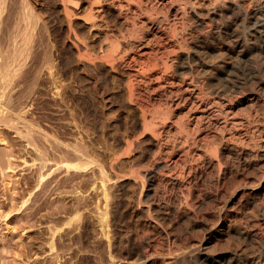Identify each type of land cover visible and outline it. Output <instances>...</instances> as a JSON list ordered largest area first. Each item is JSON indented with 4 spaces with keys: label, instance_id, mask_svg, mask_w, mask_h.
Wrapping results in <instances>:
<instances>
[{
    "label": "bare ground",
    "instance_id": "obj_1",
    "mask_svg": "<svg viewBox=\"0 0 264 264\" xmlns=\"http://www.w3.org/2000/svg\"><path fill=\"white\" fill-rule=\"evenodd\" d=\"M169 1L49 0L53 7H62L68 24L72 15L69 8L78 11L88 30L86 39L90 40L83 41L78 61L93 67L100 64L110 75L98 73L101 83L97 85L98 82H89L95 78V74L90 75L92 67L90 74L85 70L84 77L77 74L84 97L71 95L70 102L76 103L78 110L67 105L69 100L57 99L60 91L54 71L55 76L50 75L48 80L55 89L53 102L59 109L56 118H48L49 137L37 134L31 124L13 125L15 129L20 128L18 124L22 126L20 133L34 147L40 161H52L67 172L64 180L52 178L55 184L51 186L52 198L49 196L52 224L48 228V244L54 264H92L85 257L86 252L93 253L95 264H264V149L252 148L263 139L264 131V91L258 90L264 86V0H207L214 4L212 10L213 6L206 7L201 1L203 5L194 7L197 0H177L182 12L172 19L160 8ZM171 1L168 4L176 0ZM188 5L193 6L191 14L199 23L206 17H221L223 10L228 14L201 32L178 62L170 61L168 55L175 51L173 46L185 42L181 31L187 22L184 10ZM37 6L36 0H0L3 102L10 91L29 82L32 75L34 85L37 73L52 67L46 37L48 23ZM10 26L12 29L5 36V29ZM188 35L192 37L193 32ZM214 37L228 42L223 57L218 59L212 53L216 61L209 59L210 41ZM36 53L34 65L32 56ZM231 70L242 72L241 90L254 80L256 85L259 83L250 99L235 98L240 106L246 103L253 108L256 104L253 114L248 111L243 117L244 111L242 117L235 118L224 102L238 97L235 94L238 91L242 93L236 82L217 90L211 88L213 71L231 74ZM108 94H112L110 103L117 105V111L128 112L135 118L134 125L140 126V133L134 137L150 138L145 155H130L134 142L131 138H124V146L120 147V142L110 141H116V131L104 132L106 124L97 118L96 108L101 102L104 112L107 104L103 99ZM28 102L22 101V108L29 106ZM106 108L110 112L111 108ZM130 108L135 111H129ZM79 111L94 118L82 123L81 117H77ZM31 119L35 124L40 121ZM9 120L3 115L0 118L2 122ZM218 120L214 126L218 135L223 138L224 132H228L234 141V145L221 149L219 158L214 149L202 145L208 138L202 130ZM88 131L99 132L101 138L90 137ZM237 144L240 149L235 148ZM124 158L131 161L128 166L124 165ZM256 167L257 173L248 176ZM234 171L241 173L243 182L236 197L231 196L234 184L227 185ZM110 174L120 182L132 178L140 184L139 190L123 191L121 201L112 207L123 220L130 212L128 199H133L136 206V219L125 226L133 234L131 247L126 251L121 244L122 232H114L118 234L115 240L111 236L112 192L107 184ZM67 194H71L70 199ZM236 202L238 207L234 208ZM205 204L211 209L208 214L204 211ZM172 219L185 222L181 232L175 233L173 225L170 226ZM124 252L134 255V260L124 261ZM66 254L69 257L62 258Z\"/></svg>",
    "mask_w": 264,
    "mask_h": 264
},
{
    "label": "rangeland",
    "instance_id": "obj_2",
    "mask_svg": "<svg viewBox=\"0 0 264 264\" xmlns=\"http://www.w3.org/2000/svg\"><path fill=\"white\" fill-rule=\"evenodd\" d=\"M197 1H195L193 3L194 7L199 6V5L201 6V4L204 2L203 4L206 5V7L210 8L211 6H213L210 8L211 10H212V8H214V4H211V2H209L207 0H197ZM200 1L202 3H199ZM175 2L178 4H176ZM36 3L38 4V6L36 8L37 11L40 13L42 18H44V20L48 23V33H47L46 37L48 38V40L50 42V52L52 54L53 60H52V67L50 69L45 68L41 72L37 73L38 75L34 81V83H35L34 85H32L33 81L31 82L32 76H33L32 75L30 77L29 82H27V83H25L19 87H16L12 91H10L9 94L7 95V97L5 98L4 102H3L4 97H2V91L0 88V118L2 115L6 116V118H10V120L7 122L0 121V264H54L50 260L52 255H51V252L49 251V244H48L50 242V239L48 240V237L50 238V236H48V235H50L49 234V232H50L49 226H50V224H52L51 221H49L50 220L49 212L51 210V201L50 200L52 198L50 191L52 189L51 186H53L55 184V181H52V178L54 177L55 180H57V179L64 180V178H66V176H67L66 175L67 172L64 171L65 169L63 166L61 168V166L59 165L60 167L57 168L58 165L55 166V164L52 161H48V162L47 161L45 162L42 160L40 161L39 158H37L38 155H36L37 152L35 151L34 147L32 148V146L29 143L27 144V141L25 140L24 136H22L23 134L20 133V130L23 129L22 128L23 124H29V125L31 124L32 127L37 132V134H42V135L44 134V135H46V137H49L50 123L48 121L49 120L48 118H51V119L56 118L58 116L57 110L59 109V108H57L56 105H54V102H53V99H54L53 98V89H54V87L51 86L50 80H48L50 78V75L52 76V74L53 75H54V73L56 74V82L58 83V84L57 83L56 84L59 86L58 88L60 91V93L57 95V99L60 100V98H65L66 102L69 100L67 102L68 104L67 103H65V104L72 106V108L75 107L78 109V105H76V103L71 105V102H70L71 95H75L79 99L84 97L82 92H81V89H80L79 81L77 80V74L80 76L82 75L81 77H84L85 73H87V72H88V74L91 73L90 75L95 74L94 75L95 78L89 80V82L91 84H93V83L95 84V82L96 83L98 82L97 83V85H98L99 83H101V81H99V79H98L100 76H96V75H98V73L99 74L100 73H108V69L104 66H101L100 64H96V66H94L96 68L94 69V67L92 65H89L88 63L80 62L81 59L77 58L78 54L80 52H82V50H83V45H82L83 41L87 42L88 40H90V38L86 39V37L89 36L88 35L89 33L86 32L88 30H87L86 26H84L83 21L80 19L79 15L77 14L78 11H76L74 8H69L72 15L69 18L70 21L68 24V19L66 17H64L62 14V7L61 6L55 8L52 6V4H50L49 0H36ZM168 3L165 4V6H160V8L162 11H165V14H170V19L175 17L176 13L181 14L182 11L181 10L179 11V8H178L179 7V1L176 0L170 4H168ZM196 3H197V5H195ZM40 4H41V6H40ZM208 5H210V6H208ZM193 6L188 5L187 8L184 10V13H186L184 15V19L187 22H186L184 29H182L181 34H182V36H185L184 37L185 42L182 46H173V47H175V51L171 52L172 55H171V53H169V55H168V60H170V61H172V59H173L174 62H178L180 60V57L182 56V54H184V50L186 51L188 48L194 46L195 41L199 39V36L207 28H209L208 26L213 27L215 24H217L216 22H220L222 20L221 19L222 16H227V14H228L226 10H223L224 12H222V14L224 13V15H221V17H214V18H210V17L207 18L206 17V18L202 19V21L199 23L197 21V19L194 18L191 14ZM177 9H178V11H177ZM166 11H168V12H166ZM191 18H193V19H191ZM223 18H225V17H223ZM219 19H220V21H219ZM226 19H227V17H226ZM11 27L12 26L5 29V36L9 34V32L12 29ZM68 27H69V30H68ZM72 28L76 29V31L81 32V33L77 32L78 34L76 33L78 36L77 38H79V35L81 36L80 37L81 39L84 36V40L77 39L75 37V34H74L76 31L74 32ZM70 30H72V31H70ZM190 30H192V31H190ZM68 32H70V33H68ZM188 32H193L192 37H190V35H188ZM222 39L223 38H218V37H214L213 39H211L213 41H210V46L212 47L209 50V55H210L209 59L210 60H211L210 57H212L213 54H217L215 56L219 59L220 57H223L224 53L226 52V49H227L226 47H227L228 42L226 39H224V41H225V43H224ZM80 40L82 43L80 42ZM219 45H221V46H219ZM213 50H215V51H213ZM218 54H219V56H218ZM220 54H221V56H220ZM37 57H38V53H36V54H34V56H32V63H34V65H35V61H37ZM213 57H212L213 61L218 60L215 57L214 58ZM176 58L177 59L179 58V59L177 60ZM69 59H70V61H69ZM78 60H80V61H78ZM78 62H80V63H78ZM91 67H92V70H91ZM196 67L199 70V68H200L199 65H196ZM90 70H91V72H90ZM215 72L216 71H213V73L211 74L213 76L212 81L210 82V85L212 84V86H211L212 89L217 90L218 88H222L223 86H228V85H226L227 83L229 85H231L233 81L238 84V85H236L237 88H238V86L240 88V83H243L242 82V80H243L242 72L239 70H233L231 72V74H230V71L225 72V73L221 72V71H217L216 73ZM213 74H215V75H213ZM108 75H109V73H108ZM232 77L233 78L235 77L234 78L235 80ZM219 78H221V80ZM93 80H94V82H93ZM255 81L256 80H254L253 83L249 82V84H251L252 86L247 84L243 90H241V88H240L242 93H244L243 95L241 92L238 91L237 93H235L236 95L239 94V95H237L238 97L232 96L229 99H225L224 102H227L226 105L232 111L233 117H235V118L239 117V116L244 117L248 111L253 114V112H255L254 109L256 108V110H257L258 106L256 104L253 105V108L251 107L252 105L251 106H250V104L246 105V103L242 104L240 106V104H238V100H237L239 98H246V99L251 98V96L254 94V91H256L257 86L259 84L258 83L256 85L254 83ZM219 82H220V84H219ZM213 83L216 85L214 86ZM253 84H255L254 85L255 87L253 86ZM250 86L254 90H252ZM260 89H261V87L258 90L264 91V86L262 87L263 90L262 89L260 90ZM243 91H245V92L248 91V92H246V94H245V92H243ZM235 94H233V95H235ZM111 96H112V94L104 95V99H103V103L105 105L107 104L106 107L111 108L110 112L106 111L107 108L105 106H104V109H105L104 112L101 111V110H103V109H101L103 107L101 102L97 104V108H96L97 118L99 120H101L102 123L104 122L106 124V127H105L106 129H103V130H105L104 132L116 131L115 136H114L116 141H114L112 139H110V141H113L115 143L120 142V143H118L120 147L124 146L123 145L124 144L123 142L125 140L124 138H131L134 142H133V146H132L133 152L130 155L131 156H133V155L139 156V154L145 155L147 152V148L150 145V141H149L150 138L149 137L141 138V136L139 138L134 137L135 135L140 133V128H139L140 126H138L137 124L134 125L135 118H133L131 115H129L128 112L126 113L125 111L124 112L117 111V109H118L117 105L110 103V97ZM33 97H35V99L33 100V102H35V103L30 102ZM211 97H213V96H211ZM235 98H237V99H235ZM232 99H233V101H232ZM25 100L29 101L28 102L29 106L27 105L29 107V109L27 106L22 108L23 104H21V103H22V101H25ZM109 103H110V105H109ZM244 105H246L247 107L246 106L244 107ZM248 106H250V107L248 108ZM30 108H32V109H30ZM66 108H67V106H66ZM250 108H252V109H250ZM131 109H132V111L133 110L135 111V109H133V108H130L129 111H131ZM26 111H28L30 114ZM244 111L246 113H244ZM81 113L82 112L79 111V115H77V117L78 118L81 117L80 119H81V121H83L82 123H87L88 121H90L94 118L93 116L87 115L85 112H83L82 114ZM108 113H110V114H108ZM242 113H244V115ZM76 114H78V113L76 112ZM114 114L117 117L113 116ZM241 114H242V116H241ZM111 115H112V117H111ZM108 116L110 119L108 118ZM30 117L31 118H37L38 120H40L39 123L37 122V124H35L36 121H34V119H31ZM132 118H133V120H132ZM103 119H104V121H103ZM31 120L34 123L31 122ZM16 122H18L20 124L23 123L22 126L20 124H18V127L22 128V129H20V128L15 129L13 127V125ZM29 122H31V123H29ZM219 122L220 121L218 120V121H216V124H214V125L209 124L207 126L208 129L205 128L204 130H202V134L204 135L206 133L204 136H208L207 141L206 140L203 141L204 143L202 142V145L204 144L205 146L209 147V148L206 147V149H209V150L214 149L216 151L218 158L222 157V156L218 155V153L222 151L221 149H223L227 146L234 145V141L228 132H224V134L222 136L223 138H221V136L218 135V133L216 132L217 128L214 126L217 125ZM209 130H211V131H209ZM118 131H120V132H118ZM88 134L90 135V137L93 136L92 138H95V139L101 138L99 136L100 135L99 132L98 133L97 132L92 133L91 131H88ZM126 134H127V136H126ZM203 135H201V136L203 137ZM228 135H229V137H228ZM262 136H263V139L256 141L257 145L255 147H253V145H252V148L256 149V147L257 148L262 147V150L264 149V131L262 133ZM39 137H41V135ZM121 138H123V139H121ZM140 140H141V143H140ZM210 140H212V141H210ZM37 141L39 142L40 139ZM136 142H138V144ZM42 143H44V142H42ZM204 145H203V148H205ZM235 148L240 149L239 144H237ZM144 149H146V150H144ZM99 157L100 156H97L96 158L98 159ZM124 160L126 161V163H124L125 166L127 165V163L130 164V162H131V161L127 162V159H125V158H124ZM256 169H258V168L256 167L253 170V173H251L252 171L249 172L248 176L252 177V175H255L257 173ZM235 174H237V175H235ZM240 177L242 178L241 173H236L234 171V173H232V175L230 176V178L228 180L229 182L227 185L231 184L229 187L233 186V184H234V187H232L233 189L231 191L232 192L231 196H233V197L238 196V190L241 187H243L242 186L243 182L240 181V179H241ZM207 181L208 180L205 181L206 188L208 186ZM238 181H239V183H238ZM60 183H62V181H60ZM107 184L109 187L111 186L110 190L112 192V201H111V204L109 205L110 216H111L110 227L112 230V232H111L112 240H115V238L118 235L117 233L115 234L114 232H119V231L122 232L121 244L123 246V250L126 251L127 249H129L131 247V243L133 242V234L130 232V228L125 227V226L127 224L133 222L136 219V215H135L136 206L134 205L133 199H128L127 202L130 206V212H129V214L126 215V217L123 220L119 219V217L117 216V212L112 207L113 206L115 207V202L121 201L120 199L123 198V196H122L123 191H129V190H132L134 188L136 190H139L140 184L137 180H134L132 178H129V179L126 178L120 182L114 176L112 177L111 174H110V181ZM119 184H122V185L120 187H118ZM205 186L202 189H204ZM63 189L69 190L70 188L65 187ZM67 195L69 196L68 199H70L71 194H67ZM206 195L209 196L208 193H206ZM124 201H126V199H124ZM130 201H132V202H130ZM205 201H207V199H205ZM238 203L239 202L235 203V205L237 204V206L235 207V205H234V208L238 207ZM204 206H205L204 211L206 214H208L209 213L208 210L210 211L211 209L208 208L207 204H205ZM48 216H49V218H47ZM85 217H86V219H88L87 216H85ZM184 224H185V222L183 220L177 221V220L172 219L170 226L173 225L175 233L176 232L178 233V232H181V229H183ZM223 247H225V246H223ZM48 254H50V255H48ZM45 255H47V256H45ZM85 255H86L85 256L86 258H89L92 261V264H95V262H94L95 259H94L93 253L91 254L90 252H86ZM65 257L68 258L69 256L67 257V254H66L62 258H65ZM123 257H124L123 260L128 261V262L133 261L135 258L134 255H132V256H130L129 254L127 255L125 252L123 253ZM48 260H50L51 262ZM121 262H123V261H121Z\"/></svg>",
    "mask_w": 264,
    "mask_h": 264
}]
</instances>
